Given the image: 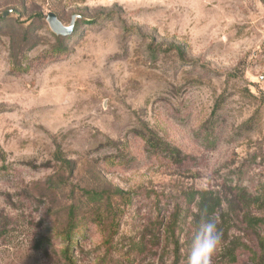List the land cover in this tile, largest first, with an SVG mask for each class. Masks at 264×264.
<instances>
[{
  "label": "rangeland",
  "instance_id": "374dc122",
  "mask_svg": "<svg viewBox=\"0 0 264 264\" xmlns=\"http://www.w3.org/2000/svg\"><path fill=\"white\" fill-rule=\"evenodd\" d=\"M235 187L264 191V0H0V264H185L201 192L213 264H264Z\"/></svg>",
  "mask_w": 264,
  "mask_h": 264
},
{
  "label": "trees",
  "instance_id": "16d2710c",
  "mask_svg": "<svg viewBox=\"0 0 264 264\" xmlns=\"http://www.w3.org/2000/svg\"><path fill=\"white\" fill-rule=\"evenodd\" d=\"M59 37V36H57ZM55 48H58V46H54ZM217 104H215L216 107ZM145 137V142L149 148V150L153 153L157 152H163L166 156H168L170 159L174 160L175 162H182L183 161V156L179 152V150L173 146H170L168 144H165L164 142L160 141L153 133L150 132V134H143ZM231 190H235V198L236 201L238 202H245V203H253L256 201H262L264 199V191H262L258 196L256 197H250L248 196L243 189H240L239 187H235ZM197 202H196V213H193L192 218H193V224L197 227L199 222L201 221L202 215H208V216H214L220 207L222 203V197L218 195L216 192H201L197 194ZM195 193L187 194L185 201L192 202L195 200L194 198ZM181 209L180 207L177 208L173 214H172V221L171 225L167 227L168 234H172L174 227L179 223L180 218H181ZM246 223L247 226L250 227L251 229L257 227L259 224H261V219L260 218H255V217H247L246 218ZM72 234L71 229H67L64 234L62 240L67 241V244L63 248V254L68 255V249L71 246V241H70V235ZM259 240L261 241L260 244V252L261 255L264 253V234L262 237H259ZM238 246L234 248H229L225 252L226 255H228L229 260L231 262L236 261V254H235V249H237ZM240 247V246H239ZM241 248V247H240ZM174 257L172 264H179V255H178V247H177V242L174 243Z\"/></svg>",
  "mask_w": 264,
  "mask_h": 264
},
{
  "label": "clouds",
  "instance_id": "9594fccd",
  "mask_svg": "<svg viewBox=\"0 0 264 264\" xmlns=\"http://www.w3.org/2000/svg\"><path fill=\"white\" fill-rule=\"evenodd\" d=\"M223 246V232L214 216L202 215L191 237L185 264H213V257Z\"/></svg>",
  "mask_w": 264,
  "mask_h": 264
},
{
  "label": "water",
  "instance_id": "95a60500",
  "mask_svg": "<svg viewBox=\"0 0 264 264\" xmlns=\"http://www.w3.org/2000/svg\"><path fill=\"white\" fill-rule=\"evenodd\" d=\"M74 18L75 16H72V19L69 22V24L64 25L57 18V15L51 10H49L45 16L46 23L48 27L50 28V30L55 35H62V36H65L71 32V29L73 27Z\"/></svg>",
  "mask_w": 264,
  "mask_h": 264
}]
</instances>
